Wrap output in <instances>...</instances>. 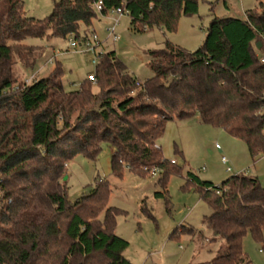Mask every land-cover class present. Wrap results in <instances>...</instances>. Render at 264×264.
<instances>
[{
	"label": "trees",
	"instance_id": "trees-1",
	"mask_svg": "<svg viewBox=\"0 0 264 264\" xmlns=\"http://www.w3.org/2000/svg\"><path fill=\"white\" fill-rule=\"evenodd\" d=\"M96 1L57 0L50 15L36 19L25 15L23 0H0V264H134L124 255L129 242L115 232L114 208L107 207L108 182L100 179L89 194L68 200L69 163L78 154L96 159L103 143L114 149L115 174L158 170L164 187L169 174L181 172L156 148L171 121L198 117L244 140L254 159L264 154V55L257 53L264 49V0L243 18L213 16L193 52L170 41L151 51L154 76L141 85L115 51L103 52L96 65L98 93L88 77L66 90L60 63L47 77L19 82L16 57L33 67L44 53L25 41L87 39ZM103 3L104 13L120 5ZM126 8L132 29L173 32L182 16L198 13L199 0H127ZM187 178L212 209L203 219L212 236L184 225L172 236L222 240L223 252L200 264H251L245 237L264 250L260 179L242 173L217 185L193 172Z\"/></svg>",
	"mask_w": 264,
	"mask_h": 264
},
{
	"label": "rangeland",
	"instance_id": "rangeland-1",
	"mask_svg": "<svg viewBox=\"0 0 264 264\" xmlns=\"http://www.w3.org/2000/svg\"><path fill=\"white\" fill-rule=\"evenodd\" d=\"M57 0H23L25 15L43 19L53 11ZM258 0H199V11L179 19L176 31L159 27L146 31L131 28L130 16H122L117 26L118 41L108 36L111 22L101 17L92 28L96 31L102 53L115 51L131 75L141 83L154 76L150 66L153 50L165 48L166 42L193 52L204 44L206 30L213 16L243 18L246 10L257 7ZM28 45L43 47V55L33 67H26L17 57L15 72L19 82L47 77L60 63L64 70L63 83L68 91L77 90L90 73L96 72L93 55L74 51L70 38H29ZM261 44V43H260ZM262 45V44H261ZM264 55V49L257 51ZM51 58L55 61L50 62ZM34 76V77H33ZM33 77V78H32ZM94 83V82H93ZM20 85V83H18ZM94 93L99 92L96 83ZM164 157L174 161L180 173L169 174L166 187L159 183L160 172L152 169L146 176L127 168L122 176L112 170L114 149L103 143L96 159L78 154L67 167L68 200L75 203L100 182H108L110 193L107 207L115 213V232L129 242L124 255L134 264H200L211 261L223 252L222 240L201 241L183 232L172 236L175 229L194 227L208 239L211 231L203 219L212 209L202 200L198 188L191 185L187 174L193 172L203 180L220 184L236 174L258 177L264 185V154L253 158L248 144L232 136L222 127L202 123L198 117L178 119L167 124L164 134L157 139ZM155 171V173H154ZM166 189V196L156 193ZM107 207L101 211L105 220ZM244 250L252 264H264L262 244L250 234L244 239Z\"/></svg>",
	"mask_w": 264,
	"mask_h": 264
},
{
	"label": "built area",
	"instance_id": "built-area-1",
	"mask_svg": "<svg viewBox=\"0 0 264 264\" xmlns=\"http://www.w3.org/2000/svg\"><path fill=\"white\" fill-rule=\"evenodd\" d=\"M119 1H120V5L110 9L107 13L103 12V8H104L103 0H98L94 3V8L97 12V16L92 19V22L96 23L98 19H100L101 17H105L108 20H110L111 24L107 29H108V36L110 39H112L113 42H117L119 39L116 31L120 18L125 15L129 16V10L126 8L127 0H119ZM70 46L76 52L92 54L93 63L97 65L102 52L98 51L99 47L101 46V42L99 40L96 31L93 30V33L87 39H84L82 41H78L74 38H70ZM53 61L54 58H51L50 62ZM262 61H264V59ZM88 79L92 82H96L95 73H90L88 75ZM32 80L33 79H25L24 86L29 84ZM141 84L142 83L140 81H137V85H141ZM19 87L20 86L17 84L14 86V89L18 90Z\"/></svg>",
	"mask_w": 264,
	"mask_h": 264
},
{
	"label": "crops",
	"instance_id": "crops-1",
	"mask_svg": "<svg viewBox=\"0 0 264 264\" xmlns=\"http://www.w3.org/2000/svg\"><path fill=\"white\" fill-rule=\"evenodd\" d=\"M98 20H99L98 22L102 21L101 18L98 19ZM96 23H97V22H96ZM96 23H95V24H96ZM95 24L93 23V27H94ZM251 264H252V261H251Z\"/></svg>",
	"mask_w": 264,
	"mask_h": 264
},
{
	"label": "water",
	"instance_id": "water-1",
	"mask_svg": "<svg viewBox=\"0 0 264 264\" xmlns=\"http://www.w3.org/2000/svg\"><path fill=\"white\" fill-rule=\"evenodd\" d=\"M260 47H261V44L259 43V48H260ZM66 179H67V176L64 177V180H66Z\"/></svg>",
	"mask_w": 264,
	"mask_h": 264
}]
</instances>
